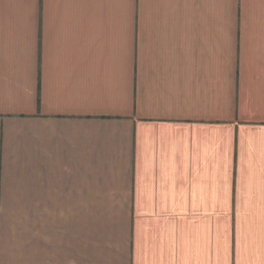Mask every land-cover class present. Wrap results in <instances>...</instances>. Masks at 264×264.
I'll list each match as a JSON object with an SVG mask.
<instances>
[{
  "label": "crops",
  "instance_id": "obj_1",
  "mask_svg": "<svg viewBox=\"0 0 264 264\" xmlns=\"http://www.w3.org/2000/svg\"><path fill=\"white\" fill-rule=\"evenodd\" d=\"M0 264H264V0H0Z\"/></svg>",
  "mask_w": 264,
  "mask_h": 264
}]
</instances>
